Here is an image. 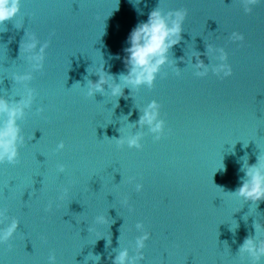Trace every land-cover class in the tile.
Masks as SVG:
<instances>
[{
  "label": "water",
  "instance_id": "95a60500",
  "mask_svg": "<svg viewBox=\"0 0 264 264\" xmlns=\"http://www.w3.org/2000/svg\"><path fill=\"white\" fill-rule=\"evenodd\" d=\"M0 264H264V0H0Z\"/></svg>",
  "mask_w": 264,
  "mask_h": 264
}]
</instances>
